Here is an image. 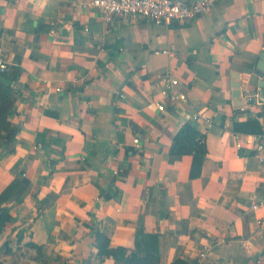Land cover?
Wrapping results in <instances>:
<instances>
[{"label":"crops","instance_id":"0c3cea01","mask_svg":"<svg viewBox=\"0 0 264 264\" xmlns=\"http://www.w3.org/2000/svg\"><path fill=\"white\" fill-rule=\"evenodd\" d=\"M90 1L0 0V57L20 69L19 131L0 138V194L19 181L2 204L13 218L0 263L101 264L94 227L131 250L142 223L154 264H264V208L250 209L264 200V164L236 138L264 140V0H215L168 24L106 21ZM169 66L187 99L159 111ZM185 122L206 136L194 177L192 156L170 153Z\"/></svg>","mask_w":264,"mask_h":264},{"label":"built area","instance_id":"2783aa9c","mask_svg":"<svg viewBox=\"0 0 264 264\" xmlns=\"http://www.w3.org/2000/svg\"><path fill=\"white\" fill-rule=\"evenodd\" d=\"M215 0H91L88 5L98 9L106 21H111L117 16L122 17H142L157 24H168L176 21L184 23L207 12L214 4ZM85 5V4H84ZM164 52L171 53L169 50ZM11 62L4 57H0V74L6 75L12 71ZM160 84L159 93L161 99L155 102L159 111H164L168 101L186 100L187 94L179 88L180 80L173 67L165 68L158 74ZM60 90V88H57ZM123 96V94H121ZM255 95L250 90L246 91L244 101L251 104L255 101ZM191 120H203L208 126L212 124V119L202 113L196 112L191 115ZM237 146L242 147L245 143H252L254 156L259 162L264 164V140L258 135L245 137L237 133ZM198 141L206 143L204 132H200ZM134 143L139 146V139L134 138ZM40 146V145H39ZM264 208V200L253 202L250 209L257 210ZM207 249L200 253V257L206 256Z\"/></svg>","mask_w":264,"mask_h":264},{"label":"trees","instance_id":"16d2710c","mask_svg":"<svg viewBox=\"0 0 264 264\" xmlns=\"http://www.w3.org/2000/svg\"><path fill=\"white\" fill-rule=\"evenodd\" d=\"M5 76L11 79L13 83H16L20 76V69L15 67ZM12 89L13 84L10 85L0 80V138H5L9 141L13 140L19 131V126L9 120V115L16 109L15 102L11 96ZM234 128L237 129L238 126ZM199 135L200 131L196 127L191 123L185 122L175 133L170 146L171 154L192 156L191 177L199 174L203 157L207 152L206 143H201L197 139ZM18 185L19 181L14 180L0 194V234L13 218L11 207L3 206L2 204ZM93 230L95 245L98 249L97 256L101 264H103L106 256L113 257L115 260L125 262L126 264H154L159 261L157 254H154L150 249L144 248L141 244L142 240L146 237L145 228L142 223L137 227L135 234L136 245L131 250L124 246H111L108 234L97 227H94Z\"/></svg>","mask_w":264,"mask_h":264},{"label":"water","instance_id":"95a60500","mask_svg":"<svg viewBox=\"0 0 264 264\" xmlns=\"http://www.w3.org/2000/svg\"><path fill=\"white\" fill-rule=\"evenodd\" d=\"M257 74L260 75L261 77L264 76V51L262 52L261 54V59L258 61V71H257ZM0 80L5 82V83H8V84H13V81L9 78H7L5 75H1L0 74ZM262 84L264 85V81L262 82ZM236 87L238 88L237 89V92L238 94L240 93L239 91V83H236Z\"/></svg>","mask_w":264,"mask_h":264}]
</instances>
